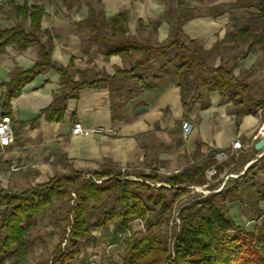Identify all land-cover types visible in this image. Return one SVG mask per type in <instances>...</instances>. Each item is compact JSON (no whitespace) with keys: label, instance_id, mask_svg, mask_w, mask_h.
I'll list each match as a JSON object with an SVG mask.
<instances>
[{"label":"trees","instance_id":"trees-1","mask_svg":"<svg viewBox=\"0 0 264 264\" xmlns=\"http://www.w3.org/2000/svg\"><path fill=\"white\" fill-rule=\"evenodd\" d=\"M162 1L169 2L163 20L169 24L170 30L168 38L159 44L140 42L128 35L125 13L106 18L101 11L88 9L87 18L79 22L77 28L89 30L90 43L95 44L104 57L140 53V58L130 68H117L113 75L91 81L73 82L63 67L51 61L50 41L40 43L34 32H26L18 26L0 30V45L18 42L24 48L35 42L39 46L35 65L29 70L15 71L5 84V107L7 100L16 95L36 71L51 67L60 73L61 80L70 90L53 97V102L45 109L50 120L61 119L66 99L75 95L77 90L107 88L114 95L120 89L119 84L128 78L136 79L141 89L154 88L165 78L174 80L185 110L197 100L201 101V108L207 107L208 93L217 91L223 102L230 101L239 106V114L264 112V99L251 96L250 84L234 73V66L209 63L210 55L220 42L211 49H204L196 39L184 35L183 25L196 16L186 7L187 0ZM242 6H255L257 12L247 18L232 19L233 31L225 36V40L241 39L246 44L242 53L244 57L255 46L264 50V0H234L228 5L208 7L206 15L216 17L225 9ZM40 13V9L35 8L32 22L36 30ZM159 23L160 20L153 25ZM115 105L116 102L111 105L113 110ZM220 151L229 153L230 147L212 149L199 164L186 166L163 177L156 169L134 175L103 165L88 175L71 170L69 174L52 177L48 182L19 193L1 191L0 262L11 253L13 245H17V253L23 257L28 246L26 230L37 216L54 213L53 201L66 196L67 209L61 218L64 225L60 241L65 239V243L63 247L59 243L49 264H73V259L80 252L79 242H88L92 238L94 226L119 223L121 228L137 218L146 220L147 230L143 234L134 232L126 238L122 264H264V233L256 226L252 231L240 228L228 213V205L240 203L245 193L254 192L256 199L264 200V193L255 190L259 163L249 164L238 177L225 181L218 191L200 195L183 205L178 212L179 226L171 238V248L168 238L155 229L162 222L163 215L171 213L186 187L204 183L209 166L215 165L214 177H217L224 168L244 166L255 157L241 151L238 159L232 154L227 161L216 164L215 156ZM258 160L264 161V156ZM259 166L264 171V166ZM98 179L100 183L96 182ZM156 183L160 184L155 186ZM261 184L264 185V180ZM71 191L74 197H71ZM92 217H95V223L91 222Z\"/></svg>","mask_w":264,"mask_h":264},{"label":"crops","instance_id":"crops-1","mask_svg":"<svg viewBox=\"0 0 264 264\" xmlns=\"http://www.w3.org/2000/svg\"><path fill=\"white\" fill-rule=\"evenodd\" d=\"M233 1L194 0L203 4L205 11L185 22L184 35L196 39L204 49L219 42V48L224 47L225 36L233 30L232 19L249 17L253 7L225 9L216 17L207 16L206 9ZM188 3L189 0L186 7L193 9L195 5ZM35 8L41 11L37 30L32 22ZM89 8L101 11L106 18L125 13L127 34L140 42L159 44L168 38L170 27L163 20L168 5L162 0H12L0 4V30L18 26L37 34L40 43L50 41L51 61L63 67L73 82L104 78L113 75L117 68H130L140 58L139 52L104 57L90 43L89 30H78L77 24L87 18ZM159 20L157 26L153 25ZM216 49L212 53L214 66L221 63ZM250 55L251 52L245 56L243 64L248 63ZM38 57L39 46L35 42L24 48L18 42L0 45V121L11 120L15 137L14 143L0 147V183L7 175L5 187L1 186L10 187L13 192L48 182L69 170L88 175L103 165L115 170L125 167L128 172L156 169L169 175L199 164L212 149L229 148L236 138L244 149L233 154H250L251 146L255 152L258 139L253 140V135L261 121L258 113L239 114L230 102L221 100L217 91L208 93L207 107L201 108V101L197 100L185 110L179 87L168 78L146 89H141L136 79L128 78L119 84L114 95L107 88H81L66 99L61 119L50 120L45 109L55 95L70 87L58 71L48 67L36 71L23 83L5 107V84L15 71L31 69ZM137 106L146 109L135 113ZM185 121L192 124L187 136L181 128ZM74 123H80L83 129L111 128L113 133L73 134ZM12 165L27 168L10 172Z\"/></svg>","mask_w":264,"mask_h":264},{"label":"rangeland","instance_id":"rangeland-1","mask_svg":"<svg viewBox=\"0 0 264 264\" xmlns=\"http://www.w3.org/2000/svg\"><path fill=\"white\" fill-rule=\"evenodd\" d=\"M166 4L169 6L168 1ZM170 5H173V3L170 2ZM188 5H195L193 9L189 8L194 15L202 14L205 11L204 5L194 2V0H189ZM256 12L257 8L253 6L250 14L253 15ZM225 43L224 47L221 46V48H219L218 46L216 49L218 55L221 56V63L226 67L234 66V73L250 84V94L254 99H264V50L259 49L258 46L253 47L248 63L243 64L242 61L245 59V56L243 57L242 53L244 52L246 44L242 42L241 39H228L225 40ZM214 57L215 56L212 54L210 55L209 63L212 64ZM201 92H203V90H201ZM233 106V109L238 110L239 106ZM257 113L261 121H264V112L259 111ZM249 153L250 155H255L253 162L250 164L259 163L264 166V161L260 162V160H258L261 156H264V153L255 154L252 146L250 147ZM237 156L238 155H235L236 158ZM259 164L256 169L255 190L264 193V185L261 184L262 180H264V171H262ZM244 170L245 168L242 165H230L225 172L222 171L217 177H213L210 180L204 178V183L202 185H190L186 187V192L174 203L171 213L169 215L164 214L162 222L155 228L156 231L168 238L169 248H171L172 245L171 238L173 234L178 231V212L180 208L200 195H206L213 190H217L225 181L238 177ZM116 171L120 172L119 169ZM70 172L71 170H69L67 174ZM147 172V169H141L132 171L131 173L135 175ZM160 175L163 177L166 174L160 173ZM6 177L7 175H5L2 183H0V192L9 191L10 193H19L13 192L10 187L4 188ZM11 179L12 177H10L9 180ZM159 184L160 183H156L155 186ZM70 194L71 197H74L72 191ZM255 196L254 192L243 194L240 203L228 205V213L234 224L240 228L246 231H252L256 226L264 233V200H258ZM53 205L56 207L54 213H44L37 216L33 225L26 230L25 239L28 242V246L25 250V255L23 257L19 256L17 253V245H13L11 253L6 255L0 264H41L43 262L49 264L59 243H61V247H63L65 243V239H63L62 242L60 241L62 227L64 225V221L61 220V218L67 209L66 196L62 199L54 200ZM1 208L2 206L0 205V209ZM54 222H57L59 226H56ZM91 222H96L95 217L91 218ZM124 227L128 232L125 231V234L116 244L109 246V244L115 240V232L121 229L120 224L108 223L103 227L94 226L91 232L92 238L88 242L84 240L79 242L80 252L73 259V264H122L126 238L134 232L143 234L147 230L146 220L139 218L132 220Z\"/></svg>","mask_w":264,"mask_h":264},{"label":"built area","instance_id":"built-area-1","mask_svg":"<svg viewBox=\"0 0 264 264\" xmlns=\"http://www.w3.org/2000/svg\"><path fill=\"white\" fill-rule=\"evenodd\" d=\"M7 1H12V0H0V4L7 2ZM181 128H182L183 135L187 136L191 131L192 124L188 121H185L182 123ZM71 132L73 134L88 135L90 133H99V132L113 133V130L111 128H104L103 126H96L90 129H83L80 123H74ZM262 136H264V121H261L260 125L255 130V133L253 135V140H257ZM14 142H15V137H14V132H13L12 125H11V120L9 118H5L0 121V147L3 148ZM230 149H231L230 153H227L225 151H220L219 153L216 154L215 156L216 164H219L227 160L228 157L231 154H233L234 151H239V150L244 149V145L242 144L240 139L236 138L231 143ZM32 166H35V165H32ZM26 168H27V165H12L10 166V171H17V170L26 169ZM119 170L122 173L126 171V168L122 167ZM215 174H216V167L215 165H211L206 169L204 178L206 180H210L211 178L215 176ZM96 182L100 183L101 180L98 179L96 180ZM125 231H127L125 227H121V229L117 231L115 240L112 243H110L109 246L116 244L121 239V237L125 234Z\"/></svg>","mask_w":264,"mask_h":264},{"label":"water","instance_id":"water-1","mask_svg":"<svg viewBox=\"0 0 264 264\" xmlns=\"http://www.w3.org/2000/svg\"><path fill=\"white\" fill-rule=\"evenodd\" d=\"M146 109L145 106H137L135 109H134V112L135 113H138V112H141V111H144ZM254 149L256 152H259V153H264V136L260 137L255 143H254ZM253 161L249 162L252 163ZM248 164V165H249ZM247 165V166H248Z\"/></svg>","mask_w":264,"mask_h":264}]
</instances>
